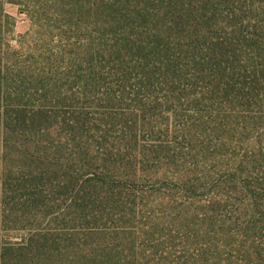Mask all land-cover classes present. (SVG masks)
<instances>
[{"label": "rangeland", "instance_id": "obj_1", "mask_svg": "<svg viewBox=\"0 0 264 264\" xmlns=\"http://www.w3.org/2000/svg\"><path fill=\"white\" fill-rule=\"evenodd\" d=\"M0 264H264V0H0Z\"/></svg>", "mask_w": 264, "mask_h": 264}, {"label": "trees", "instance_id": "obj_2", "mask_svg": "<svg viewBox=\"0 0 264 264\" xmlns=\"http://www.w3.org/2000/svg\"><path fill=\"white\" fill-rule=\"evenodd\" d=\"M255 45H256V43H255Z\"/></svg>", "mask_w": 264, "mask_h": 264}]
</instances>
